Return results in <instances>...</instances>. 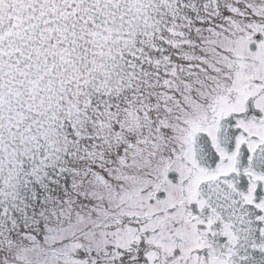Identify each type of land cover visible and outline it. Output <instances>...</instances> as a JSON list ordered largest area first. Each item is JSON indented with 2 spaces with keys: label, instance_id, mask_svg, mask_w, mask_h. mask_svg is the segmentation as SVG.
Returning <instances> with one entry per match:
<instances>
[{
  "label": "snow or ice",
  "instance_id": "6c2138e0",
  "mask_svg": "<svg viewBox=\"0 0 264 264\" xmlns=\"http://www.w3.org/2000/svg\"><path fill=\"white\" fill-rule=\"evenodd\" d=\"M0 264H264V0H0Z\"/></svg>",
  "mask_w": 264,
  "mask_h": 264
}]
</instances>
